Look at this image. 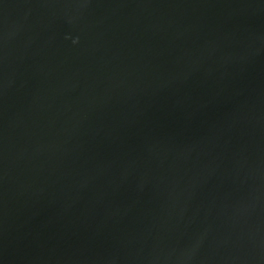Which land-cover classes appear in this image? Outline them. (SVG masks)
Wrapping results in <instances>:
<instances>
[{
	"label": "water",
	"instance_id": "95a60500",
	"mask_svg": "<svg viewBox=\"0 0 264 264\" xmlns=\"http://www.w3.org/2000/svg\"><path fill=\"white\" fill-rule=\"evenodd\" d=\"M0 264H264V0H0Z\"/></svg>",
	"mask_w": 264,
	"mask_h": 264
}]
</instances>
